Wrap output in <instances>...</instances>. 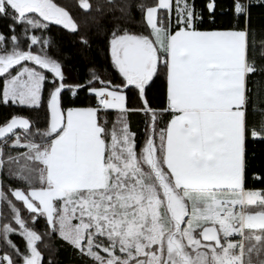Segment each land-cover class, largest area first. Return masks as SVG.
Wrapping results in <instances>:
<instances>
[{
  "label": "snow or ice",
  "instance_id": "obj_1",
  "mask_svg": "<svg viewBox=\"0 0 264 264\" xmlns=\"http://www.w3.org/2000/svg\"><path fill=\"white\" fill-rule=\"evenodd\" d=\"M251 7L233 0L232 11L247 21ZM215 10L207 0L202 11ZM97 11L141 17L144 32L115 25L109 33L119 84L96 75L66 82L47 35L50 25L78 31L64 7L0 0V105L48 111L44 128L20 115L0 124V244L10 250L0 251V264H42L38 244L53 234L92 264H264V191L245 188L246 138L264 139V112L258 127L248 124L255 34L199 30L196 0H104ZM161 71L166 105L157 110L147 89ZM81 89L94 105L65 107L64 96ZM129 90L139 108L128 107ZM133 112L146 118L141 141L127 121ZM162 114L170 119L159 128ZM5 174L22 187L5 186ZM40 218L43 234L34 227Z\"/></svg>",
  "mask_w": 264,
  "mask_h": 264
},
{
  "label": "trees",
  "instance_id": "obj_2",
  "mask_svg": "<svg viewBox=\"0 0 264 264\" xmlns=\"http://www.w3.org/2000/svg\"><path fill=\"white\" fill-rule=\"evenodd\" d=\"M58 5L64 7L78 24L77 32H70L61 26L50 25L47 35L52 39V46L49 54L62 64V70L66 77V82L72 84H85L92 75L99 76L102 80L112 81L113 84L120 83V76L114 69L110 50L109 33L115 25L121 29L127 28L134 33L144 32L141 17L135 11L124 20L114 19L119 13H105L102 15L97 11V5L104 3V0H89L91 9L84 11L79 7V0H54ZM147 4H152L155 0H144ZM207 0H196L198 12L202 11ZM252 7L249 9L247 21L244 18H237L232 11L233 0H216V10L214 16H209L206 11H202L203 21L197 23L199 30H225V29H245L250 30L256 36V43L249 47V59L255 62L257 71L247 78L248 101V124L250 127L259 126L261 112H264V0H251ZM0 31L7 32L6 23L0 21ZM38 35L40 33H37ZM145 34H147L145 32ZM81 38L87 40V45L81 43ZM51 75V74H49ZM99 86V85H97ZM47 92H45V97ZM147 100L153 109H162L166 105V77L163 71L154 78L151 86L147 89ZM65 107L70 106H93L94 100L90 94L81 89L78 96L73 98L70 94L64 96ZM13 115H20L28 118L34 128H44L48 122V111L46 104L38 109L5 107L0 105V124L8 121ZM116 117V113L110 112L107 119L111 123ZM145 116L141 113H130L127 117L130 130L136 134L137 141L144 137ZM170 116L162 114L159 116L158 127L164 128ZM20 131V130H18ZM6 154L8 149H5ZM15 154V150H13ZM5 186L11 184L12 187H22V185L4 175ZM245 188L248 190L264 191V139L246 138L245 143ZM7 191V187H5ZM21 207L23 218L28 221L31 227L29 214ZM35 229L43 234L46 225L43 218L35 224ZM11 239L18 244L21 249L25 246V241L13 235ZM38 248L43 255L42 264H92V261L67 242L58 237V234L44 236ZM0 251H10L0 244ZM15 259V257H14Z\"/></svg>",
  "mask_w": 264,
  "mask_h": 264
},
{
  "label": "crops",
  "instance_id": "obj_3",
  "mask_svg": "<svg viewBox=\"0 0 264 264\" xmlns=\"http://www.w3.org/2000/svg\"><path fill=\"white\" fill-rule=\"evenodd\" d=\"M225 30H229V29H225ZM201 31H209V30H201ZM166 90H167V83H166ZM135 103H136V98H134L132 96L129 97L128 103H127L128 107L129 108H137ZM70 107H83V106H70ZM84 107H86V106H84ZM251 190H254V189H251Z\"/></svg>",
  "mask_w": 264,
  "mask_h": 264
},
{
  "label": "rangeland",
  "instance_id": "obj_4",
  "mask_svg": "<svg viewBox=\"0 0 264 264\" xmlns=\"http://www.w3.org/2000/svg\"><path fill=\"white\" fill-rule=\"evenodd\" d=\"M128 96H129V97L132 96V97L136 98V103H135V105H136L137 108H139V107H140V104H141V101L137 98L135 92H134V91H131V90L127 91V103H128V99H129ZM74 223H75V221H74Z\"/></svg>",
  "mask_w": 264,
  "mask_h": 264
}]
</instances>
